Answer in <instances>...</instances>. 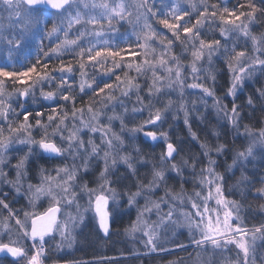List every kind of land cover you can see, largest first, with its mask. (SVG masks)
Masks as SVG:
<instances>
[{"label": "snow or ice", "instance_id": "snow-or-ice-1", "mask_svg": "<svg viewBox=\"0 0 264 264\" xmlns=\"http://www.w3.org/2000/svg\"><path fill=\"white\" fill-rule=\"evenodd\" d=\"M157 4L160 7H157ZM187 5L181 7L178 0H138L134 6L135 11H132L128 0H99V2L98 0L91 2L89 0H0V6L8 13L6 24L0 20V51H6L8 56L12 57L14 53H19L24 48L30 38L38 35L40 40L35 62H29L23 70L0 67V185H7L14 192L13 199H15L24 192L22 182L28 171L27 164L34 155L63 161L53 169H40V185L34 187L31 183L28 184L27 193L42 194L49 200L48 207L43 212L14 209L8 200L10 193L0 191V210L8 212V216L0 226L2 227L0 254H4L0 257V264H4V260H7L8 264H44L47 254L44 247L47 243L46 237L55 239L59 232L63 237V240L57 244L59 249L70 235L69 221L61 224L58 218L65 207L73 205L76 207V215L69 214L71 229H75L77 224L83 229L87 223V213L93 211V219L98 218L99 229L106 237L111 235L109 220L113 213L110 211L112 207L110 201H117L119 194L112 187V181L108 179L109 175L118 164H123L129 175L137 177L138 164L142 166L147 164L146 158L139 155L142 151L139 146L135 149L139 157L138 164L131 154H119L125 146L123 137L126 132L132 134L133 139L142 138L144 143L161 141L164 143V149L160 154L161 166L153 165L151 179L145 184L137 177L134 185L136 190L132 191V186L129 185L122 194L127 197L129 208L136 206L140 198L145 199L136 221L132 222L130 229H125L126 233L143 231L144 236L147 237L145 248L149 252L172 254L177 248L186 250L187 245L175 239L161 241L158 230L187 227L190 242L198 249L207 251L210 245L215 253L216 250L226 248L227 245H235L239 249L238 256L242 254L243 264H250V259L251 264H255V242L257 239L264 241V220L246 227L240 210L243 207V200L247 199L249 193L252 194L253 199H264V174L260 175V186L255 187V178L241 169L237 181L238 185H244L240 191L241 200L229 199L224 191L225 175L216 170V159L211 155L213 149L201 143L203 156L207 160L196 174L201 190L189 195L187 202L183 199V194L177 197L169 191H165V195L157 199L148 198L154 196L161 185L167 188V181L173 173L180 179L182 187L187 182L184 169L175 163L176 155L180 151L179 145L171 140L169 132L160 130L172 101L169 99L168 104L160 108L154 107L152 98L163 95L166 90L175 91L178 88L183 96L185 88L198 89L203 94L202 99L212 98L213 107L223 111L228 124L239 132L240 122L244 120L243 106L237 105L235 99L230 110L227 104H222V98L216 95L215 89L201 82L202 70L208 73L206 79L212 80L213 83L216 79L214 72L202 69L201 64L205 58L209 66L214 58L224 59L225 67L231 77L225 96L233 98L237 90L243 88L253 74L264 73V33L256 35L252 30L253 25L264 22V6H258L257 0H236L232 7H228L221 0L215 3L200 0L199 5L193 3V0H187ZM90 9H99V11H89ZM133 16L136 18L134 40L127 35L121 36L119 30L114 27V23L121 25L132 23ZM141 20H143L142 28L135 31ZM152 21H155L160 28H157ZM205 28L210 30L209 33L203 31ZM168 33L171 35L169 36ZM208 35L213 38L208 39ZM217 35L219 38H216ZM45 39L49 41L47 48L43 43ZM178 44L183 47L185 53L189 51L190 46L192 59L187 66L180 62L182 54H173ZM157 47L160 49L158 55ZM65 55L71 56L68 62H65ZM41 56L44 59H41ZM141 57L143 60L140 59ZM54 58L59 61L58 67H50L49 62ZM77 58L79 62L74 64L72 60ZM125 60L136 62L125 63ZM89 68L93 72H89ZM125 68H134L137 76L130 77L126 72L122 78L117 74ZM185 70H189L187 78L184 76ZM149 71L152 82L148 85L146 95L141 96L139 93L142 85L138 80ZM77 72H79L80 93L93 94L92 102L87 107V112L90 114L88 122L83 119L85 109L76 107L77 96L73 95ZM113 77L115 81L109 82ZM189 78L191 83H187ZM57 79L59 83L56 84L55 91L44 90L45 84L52 85ZM8 80L19 85L15 90L14 100L12 93L7 94V100L4 99V88ZM37 87L40 89L42 101L52 103H44L39 110H33L29 107V98L35 103ZM117 90L120 92L119 96L116 95ZM133 92L136 93L135 103L141 107L134 106L132 112L142 113L147 109L149 115L147 119L129 128L126 123L128 108L124 98L130 97ZM203 102L207 104L206 99ZM69 103L72 105L70 129L67 112ZM258 104L261 112L264 113V86L249 95L245 103L253 111ZM14 105L19 107V111ZM117 106L123 108L122 114L115 112ZM46 108L50 111L45 112ZM110 108L113 114L107 116L105 123L102 118ZM180 108L184 110L185 106L181 104ZM45 115H47V123L44 122ZM78 117L79 125L76 123ZM184 117V124L189 128L192 139L198 140L197 134L191 132L187 110H184ZM114 120L120 121L119 132L113 128ZM53 124L55 128L49 133L48 129L52 128ZM257 124H244L242 134L248 138L256 137L264 141V120L258 121ZM41 129L42 134L37 139L34 131ZM84 131L91 134L87 141L81 135ZM97 134L100 137L99 143L94 139ZM13 144L24 145L28 150L9 168L11 158L5 157ZM226 148L225 144H219L214 151L219 156ZM255 155V142L242 146L235 152L232 163L227 165V171H232L239 161L250 160ZM260 155L264 158V152ZM81 157V163L76 164V160ZM68 158L72 159L71 165L66 162ZM94 158L103 161V169L98 177L102 183L98 187H89L87 181H82V176L88 174ZM191 159V164L188 159H183V165L195 173L199 159L197 157ZM5 168H9V171L6 172ZM12 172H15V177L9 179ZM53 172L55 175L52 174ZM44 184L49 186L47 190L43 187ZM205 186L208 189L207 195L203 192ZM77 187L80 189L79 194L76 191ZM83 195L88 197V207L81 211L79 201ZM177 199L180 200L179 205L176 203ZM211 200H215L217 205L215 209L209 206ZM186 203H190L191 210L180 213L184 217V222L181 223L177 208ZM29 204L35 207L31 200ZM116 206L119 208V201ZM164 207L168 208L167 212H163ZM221 208L224 209L223 219L220 218ZM259 210L264 212V204L259 206ZM154 213L157 219L151 221ZM12 220H15V232L11 225ZM197 235L199 239L196 238ZM29 241H31L30 245ZM166 244L172 247H166ZM66 264H79V262L72 261ZM99 264H104V261L101 260ZM107 264H119V261L109 259ZM169 264H179V262L169 261Z\"/></svg>", "mask_w": 264, "mask_h": 264}, {"label": "rangeland", "instance_id": "rangeland-1", "mask_svg": "<svg viewBox=\"0 0 264 264\" xmlns=\"http://www.w3.org/2000/svg\"><path fill=\"white\" fill-rule=\"evenodd\" d=\"M89 2H91V0H89ZM98 2H99V0H98ZM137 2H138V0H128L129 5L132 6L130 10L135 11V7L134 6H135V4ZM178 2L180 3L181 7H187L188 6L187 5V0H178ZM208 2L212 3L213 1L212 0H208ZM221 2L224 3V4H227L228 7H232L236 3V0H234V1H232V0H221ZM193 3H195L196 5H199L200 4V0H193ZM157 7H160V5L157 4ZM89 11L98 12L99 9H97V10H91L90 9ZM7 15H8L7 11L4 10L2 6H0V20H3L5 24L7 23V20H6ZM104 23H105V27H107V22L105 21ZM152 23L155 24V21H152ZM134 25H136L135 16H133V18H132V23H123L122 25L120 23H114V27L119 30V34H121V36L131 35V36L134 37L133 40L135 39ZM142 26H143V20H141L139 22V25L135 28V31H139L140 28H142ZM155 26L157 28H160V26L158 24H155ZM255 26H256V24L253 25V29H252L253 33L256 34V35H259L258 34L259 31L255 30ZM203 31L207 34V33H209L210 30L208 28H205ZM169 34L170 33H168V35ZM207 37H212V36L208 35ZM216 37H218V35ZM28 42H31V44H30V47H26V49L28 51H30V52L32 50V52H33L34 49H32V48L34 46H36V45H39V43H40L39 36L37 35V36H35L33 38H30ZM26 43H27V41H26ZM26 43H25V46H26ZM43 43H44L45 47L47 48V46L49 44L48 39H45ZM85 46H87V45L85 44ZM249 47H250V42H249ZM179 48H181V49H179ZM190 51H191L190 46H189V51L187 53H185L184 50H183V47H179V45H177L176 48L174 49V53L173 54H175V55H181L182 54V59H181L180 62H181V64L187 66L188 64H190L191 59H192L191 55H190ZM159 52H160V49H159V47H157V55L159 54ZM2 54L5 55V54H7V52L6 51H0V59L1 58H5L6 56H8V55H5V56L1 57ZM9 58H11V57H9ZM9 58H7V59H9ZM41 59H44V58L42 57ZM64 59H65V62H68L69 59H71V57H70V55H65ZM140 59L143 60V57H141ZM73 61H75V60H73ZM128 61H129V63H135L136 62V61H131V60H128ZM215 62L218 63L219 68L216 69V70H213L212 67L214 66ZM1 63H2V61L0 62V67H5L4 66L5 62L2 63V64ZM10 63H12L11 60H9L8 64H10ZM49 63H50V67H58L59 66V61L56 60L55 58L52 61H50ZM73 63L76 64L75 62H73ZM220 65L221 66H225V64L223 62V58H221V57L220 58L219 57L218 58H214L211 66H209L208 61L205 58L204 61L201 64V68L202 69H208V70H211V71L213 70V72L215 74V77L218 79V81L215 79V82H217L216 88H215V93H216V95L218 97L222 98V104H227L228 109L230 110L233 99H235V103H236V97L233 98L231 96H225V93L227 92V88L229 86V81H230L231 77H230V74L227 71V68L226 67H221ZM7 67H9V66H7ZM126 70H127V73H128V75L130 77H133L134 75L137 76V73H136L134 68L133 69H127L126 68ZM149 72L147 73V75H145L143 77L142 76L139 77L138 82L142 85V89H144V86L148 87V85H147L148 78L150 79V82H152L151 72L150 73ZM119 73L120 72H118L117 74H119ZM207 74H208L207 71H203V70L201 71V73H200L201 82L206 83L210 87H213L215 82L213 83L212 80L206 79ZM58 75L59 74L57 73V76ZM120 76L122 78L124 77V75H120ZM184 76L186 78L189 77V70H185L184 71ZM76 77H77L76 82H75L76 87H75V91L73 92V95L77 96L76 107L77 108L83 107L85 109V114H84L83 119H84L85 122H88L89 119H90V114L87 112V107H88L89 103L92 102V95L93 94L91 92H89L87 95H82L80 93V90H79V72L76 73ZM250 79H252V77ZM250 79H248V80H250ZM112 80H113L112 82H114L115 81V77H113ZM191 82L192 81H191L190 78L187 79V83H191ZM58 83H59V80L57 79L56 83L52 84L51 86L56 90V84H58ZM15 90H16V88H10L8 90H6L4 88V93H5L4 99L7 100L8 99L7 94L8 93H12L13 94L12 99L14 100L15 99V96H14ZM37 90H38V87H37ZM49 91H51V90H49ZM184 93L191 94V95L195 96L196 102H198V101L201 102V100H204V99L207 100V104L204 105L202 110L205 112V115H206V110L205 109L206 108L210 109L209 115L211 117V120H208V125L210 123L214 122V123H218V124L224 123L228 127H231L228 124L227 120L225 119L224 112L223 111H218L217 109H215L213 107L212 98L204 97L202 99L203 94L198 89L185 88ZM141 94L142 93L140 92V95ZM116 95L117 96L120 95L119 90H117ZM145 95H141V96H145ZM161 98H162V95H157V96H154L152 98L154 107L164 108L165 105L168 104V102L166 103L165 100H163L164 103L162 105L159 104L160 102L157 103ZM192 99L194 100V97H192ZM41 100H42V98H41ZM135 101H136V93L135 92H133V94L130 97L124 98V103L127 105V108H128V113H127V116H126V123H127V126L129 128H131L135 124H139L143 120L147 119V117L149 115V112H148L147 109H145L142 113L141 112L133 113L132 112V108L134 106L137 107V108L141 107L140 105L136 104ZM29 102L32 103V98H29ZM35 102H36V98H35ZM43 102L46 103V104H51L52 103L51 101H43ZM61 103H63V102H61ZM68 105L71 106L70 112H68L69 113L68 126H69V129H70L72 127V121L70 119L71 112H72V105H71V103H69ZM14 107H16L17 111H19V107L17 105H14ZM97 107H103V106L102 105H97ZM200 107H202L201 104H200ZM179 109H181L180 105L178 107V110ZM123 111H124L123 108L119 107V106H117L116 109H115L116 113H121L122 114ZM112 114H113V110L111 108L108 109L106 114H105V116L102 118L103 121L105 123H107V116L108 115H112ZM202 114H203V112H200V111L196 112V120L194 119L192 124H191L194 128H198V126L201 125L199 123L200 122V118L199 117ZM172 115H175V113L173 112V108H171V106H170L168 108L167 112H166L165 122L163 123V125L161 126V129H160V130L169 132V136L171 134V131H173L172 128H171V124L174 121V119L172 118ZM184 119H185V117H184V114H183L182 121L180 122V126L184 130V134H185L184 138H185V140H182L181 142L185 143V141H186V142H188V144L192 145L193 143H195L196 140L192 139V137L190 135V132H189V128L184 124ZM189 120H190V117H189ZM45 123H47V119H46ZM57 123H59V121H57ZM76 123H77V125H79V117L77 118ZM112 125H113V128H114V130L116 132L120 131V121L119 120H114L112 122ZM52 128H55V124H53ZM52 128L48 129L49 133L52 132V130H53ZM50 129H52V130H50ZM185 129H188V130H185ZM193 130L194 129L191 127V132H194ZM175 133H177V134H175ZM34 135H37L35 137L39 138L41 134L38 133V131H34ZM65 135H67V132H65ZM81 135H82L83 139L85 141H87L91 134L88 133L87 131H84V132L81 133ZM173 135L175 137H178V139L180 137L179 136L180 134L178 133V131H175V130H174V134ZM123 138L125 140V146H124L123 150L120 151L119 154L120 155L131 154L134 158H136V161H137V164H138L139 157H138L137 153L135 152V149H136L137 146H140L141 144L143 145V143H144L143 139L142 138L133 139L132 134L127 133V132L124 133V137ZM94 139H95L96 143H99L100 137H99L98 134L95 135ZM57 141H59V137H57ZM253 142H255V148H256L257 151L264 150V141H260L256 137L247 138L245 140L244 146H246L248 143H253ZM153 143L154 142L144 143V144H145V146H147V145L150 146L151 145L150 148H153ZM158 144L159 145H157V147L160 146V148L162 147V149H164L163 141L159 142ZM13 147H15L14 144L12 145V148ZM17 147L19 149H24V150L27 149V147L24 146V145L17 144ZM258 148H260V149H258ZM179 154L180 153H178L176 155L175 163L180 165L187 172V173H185V178L186 177L188 179L190 178L189 180L192 183L191 185H193V186H191V189L193 188V192H190V190H187V189H184V188L181 187L182 191L179 190L178 192H173L172 195H176L177 197H180L181 194H183V199L187 202L189 195L194 194L195 191L201 190V186L199 184L198 185L195 184V188H194L195 180H194L193 176L198 178V176L196 174H198L200 172V169H201L200 165L201 164L205 165L207 163V160H202L201 159L202 161H200V165L195 168V173H193L192 171H190V168H187V167H185L182 164L183 160L179 161L180 158H181L179 156ZM82 155H86V154H82ZM139 155H141V153ZM201 156H202V154H201ZM5 158L6 159H8V158L12 159L13 158L12 156H10V151L7 153ZM43 159H44V161H46V164H47V168L46 169H53V168H55L57 166V164L63 163V161H60L58 159H50V158H43ZM81 159H82V157L80 159H77L76 160V164H80L81 163ZM19 160L20 159L17 158V160H14L13 162H11L10 165H9V168L11 167V165L16 164ZM149 160H151V159L147 160V164L146 165H148V162H149V163H151V167H153V165H155L156 167H160L161 166L160 155H157L156 161H153V160L149 161ZM66 162L69 165H71L72 164V159L68 158ZM139 167H142V165L138 164V173L140 172V170H139L140 168ZM164 167H167V165H164ZM9 168H5V171L6 172L9 171ZM40 169H42V168H40ZM40 169H39L37 174H36L35 171L29 172L28 175L26 174V178L22 182L24 192H22L21 197H16L15 199L9 200V202H11L12 208L17 209V210L23 208V209H25L27 211L43 212L48 207L49 200L46 199L44 197V195L38 194V193H35V192L27 193V188H28V184L29 183H31L34 187L40 185V179H41ZM102 169H103V161L94 158L92 160L91 167L89 169L88 174L82 176V181H87L88 184H89V187H98V185L100 183H102V181H100L98 179L99 172ZM151 171H152V169H151ZM146 172L147 171H143L140 174L142 176L141 181H143L145 184L150 180V179L147 178V173ZM52 174L55 175V172H53ZM29 175L31 177H29ZM172 175L175 176L174 173ZM14 177H15V172H12L10 177H9V179H12ZM191 177H192L194 182H192ZM108 179L110 181H112V187L114 189H116L117 193L119 194L117 196V201H119V205H120L119 208H117V206H116L117 205V201H110V204L112 206L110 211L113 213V215L110 216V220H109L110 231L112 229L113 216H115V215L118 216L120 214H124L128 210L129 211H133V213H134V217H132L133 219H131L129 221L130 223H127V228L126 229H130V226H131L132 222L136 221L139 211L144 206L145 199L144 198H140L139 201H138V204L136 206H133L131 208L128 207V205H127V197L123 196L122 194L126 192L127 186H129L130 181L134 180V177L127 173V169H126L125 165L118 164L117 168L112 170V173L109 175ZM136 182L137 181L134 180L132 185H131L132 186V188H131L132 191L136 190V188L134 186L136 184ZM119 184H120L121 187L119 186ZM6 187H8V186L7 185H0V190L5 189ZM43 187L47 190V188L49 186L47 184H44ZM52 187L54 188L55 186L53 185ZM76 191L79 194L80 189L77 187ZM203 192H204V195L208 194L207 186H205L203 188ZM155 194L158 196V198L165 195V193L162 192L160 189L158 191H156ZM12 195L14 197V192L12 193ZM213 195H215L214 190H213ZM148 198L151 199V197H148ZM20 199H22V200H20ZM153 199H157V198H153ZM30 200L35 205L34 208L32 206H30V204H29ZM79 203L81 205V211H83L84 208H87L88 207V197H87V195H83L82 198L80 199ZM176 203L179 205L180 204V200L177 199ZM209 206H210V208L215 209L217 207V205L215 204V200L209 201ZM253 207H256V206L253 204ZM257 208H259V206H257ZM190 210H191L190 203H186L185 205H182V206L177 208V215L179 216V219H180L181 223L184 222V217L182 215H180V213L181 212H188ZM167 211H168V208L164 207L163 208V212H167ZM223 211H224V209L221 208V210H220V218L221 219H223ZM255 213L258 214V213H261V212L256 210ZM262 213L264 214V212H262ZM69 214H71L72 216L76 215V207H75V205H73L71 207H65L63 209L62 214H60L59 217H58L61 224H63L65 221H69L70 235H69L68 239L64 240L63 245L58 249L57 248V244H59L63 240V237L59 234V232H57V234L55 236V239L46 237L47 243L44 245L45 249L47 250L46 256H49L50 254H53L54 256L60 255L61 258L62 257H66L64 252L68 251L72 247L73 244L74 245H78V244H81L84 241L85 236H83V237L78 236L79 233H81L83 231H86V234L89 235V230H92L93 227H96L99 230V232H101V235H102L103 238L106 237L104 232L99 229L97 218L93 219V216H94V212L93 211H90V212L87 213V223L83 227V229H81L79 224H77V227L75 229H71V221L69 219ZM254 214H251V216L248 217V216H246V215H248V213L246 214V212L240 210V215L244 219L246 227H251L254 223H256V221H253V220H254V218L258 219L256 216H259V214L256 215V216ZM7 216H8V212L6 210H4V212H0V226H2L4 220H5V218ZM21 216H23L22 212H21ZM262 216L263 215H261V218H262ZM156 219H157V216L154 213L151 216V221H155ZM213 219H215V214H213ZM28 223H29V229H30V221ZM11 225H12V228H13V232H15V220H12ZM0 231H2V227H0ZM124 235H125L126 238H128L127 240H129V241L126 240L128 242V244H129L128 249H131V248L132 249H134V248H136V249L145 248V241H146L147 237L144 236L143 231H135V232H127V233L125 231ZM158 235H159L161 241L172 240V239L180 241V239H183L181 241L186 242L185 244L187 245V248H189V247L192 248V247L196 246L195 244H192L190 242V234H189V230H188L187 227L170 228L167 231L158 230ZM196 238L199 239V235H197ZM237 238H239V237H237ZM5 239H7V236H5ZM28 243L30 245L31 241H29ZM133 244H136V245L139 244L140 247L134 246ZM69 245H71V246H69ZM255 246H256L255 257H256V254L259 255L260 257H264V254H263L264 253V241H261V240L257 239L256 242H255ZM166 247H171V245H167L166 244ZM178 250H179L178 248L174 249L173 252H177ZM55 252L56 253L58 252V254H56ZM238 252H239V249H237L235 247V245H227L226 248L218 249V250L215 251V253H213V250H212L211 246L209 245L207 251H205L203 249H199L197 253H200L199 255L201 257H209L210 254L211 255L214 254V256H217L216 260H217V262L219 264H243L242 254H240L238 256ZM159 254H164V253H161V252H149L148 249L145 248V251H140V252L127 254V255H120L118 257L116 255H113V256L107 257L105 260H109V259L116 260V259H119V258H123V259L124 258H140V262H141L143 260V258L146 259L147 257L153 256V255H159ZM0 257H2V255H0ZM179 259L182 260L183 258H179ZM97 261H98L97 259H92V260H89L88 262H97ZM169 261L177 262L178 259H175V260L174 259H172V260L169 259L168 261L165 262V264H169ZM85 262H87V261H85ZM207 262L209 263L208 259H207V261L206 260L199 261V258H197V259L194 258L193 260H191L190 264H206ZM80 263H83V262H79V264ZM255 263H256V261H255ZM44 264H46L45 260H44ZM50 264H52V263H50ZM57 264H59V263H57ZM60 264H66V262L60 263ZM179 264H187V263L179 262ZM250 264H251V259H250Z\"/></svg>", "mask_w": 264, "mask_h": 264}, {"label": "trees", "instance_id": "trees-1", "mask_svg": "<svg viewBox=\"0 0 264 264\" xmlns=\"http://www.w3.org/2000/svg\"><path fill=\"white\" fill-rule=\"evenodd\" d=\"M214 3L217 2V0H212ZM234 1V0H232ZM212 2V3H213ZM258 6H264V1L263 0H257ZM255 30L259 31L258 34L260 33H264V22H258L255 26ZM161 31H165L161 29ZM171 35V34H169ZM130 36L132 39L134 38L131 35H127ZM208 39H211L213 37H207ZM219 38V37H216ZM31 42L26 43V46L24 48H22L20 50L19 53H14L13 56L11 58H9L8 56H6L5 58H1L0 62L2 61V63L5 62L4 66L9 68L10 70L12 68H15L16 70H23L24 67H27L29 62H35L37 53H38V45L34 46L32 49H34V51L31 52L28 51L26 49V47H30ZM229 44H231V42H229ZM179 45V44H178ZM123 46V45H122ZM241 46H243V40H241ZM87 47V46H85ZM179 47H182L179 45ZM181 49V48H180ZM8 55V54H5ZM5 55H1L5 56ZM71 57V56H70ZM9 58V59H7ZM42 58V56H41ZM220 58V57H219ZM222 58V57H221ZM9 60L12 61V63L8 64ZM70 60V59H69ZM73 61V60H72ZM76 64L79 62V58L75 59ZM224 62V59H223ZM1 63V64H2ZM125 63H129L128 60H125ZM221 66V65H220ZM221 67H225V66H221ZM219 68V65L217 62L214 63V66L212 67L213 70H216ZM212 70V71H213ZM89 72H93V70L91 68L88 69ZM120 72L119 75H125V73L127 72L126 68L123 71H118ZM150 73V72H149ZM130 74V73H129ZM150 75V74H149ZM133 77H136L135 75ZM143 77V76H142ZM216 80L218 81V79L216 78ZM113 81V80H112ZM109 81V82H112ZM151 84L150 79L148 78V82L147 85ZM216 84L217 82H215V84L213 85L214 89L216 88ZM264 86V73H260L257 72L255 75L253 74L252 79L247 80L245 82V85L243 88L239 89V92L236 94V103L237 105H242L243 109H242V116L244 117V120H242L240 122V129L239 132H237L236 129L232 128V127H228L226 124L222 123V124H218V123H210L208 125V120H211V117L209 115V108H206V115L205 112L202 110L204 107V102H202L203 100H201V102H196L195 100V96L191 95V94H186L184 93L183 96H181L180 91L178 90V88L173 91V90H166L165 93L162 95V98L157 102L159 104H163L165 100V102L167 103L169 101V99H171L172 104H171V108H173V112L175 113V115H172V118L174 119V121L171 124V128L173 131H171L170 134V138L173 142L177 143L179 145L180 151H179V156L181 157L179 161L183 160V159H188L189 160V164L192 163V159L193 157H197L199 159V163L196 164V167L200 165V161L202 160H206V158L203 156V150L201 149V143H205L207 144L211 149H213V151L211 152V155L213 156V158L216 159V166H217V171L220 173H223L225 175V182H224V191L225 193L228 195L229 199H236V200H241V196H240V191L244 188V185H238L237 181L240 178L241 175V169H244V171L248 172L250 175H252L255 178V187H259V178L260 175L264 174V158H261V153L264 152V150L261 151H257L256 150V155L247 161H239L237 163V165L233 168L232 171H227V165L232 163V160L235 156V152L240 150V148L242 146H244L245 144V140L248 138L246 136H244L243 133V125L244 124H257L258 121L260 120H264V113L261 112V107L258 104L257 108L253 111L251 109H249L245 103H246V99L249 95L254 94L255 90L257 88H260ZM19 87V85L14 84L11 80H8L5 86V89L8 90L10 88H17ZM148 87L144 86V89H141V95H145L147 93V89ZM44 90L45 91H55V89L49 85V84H45L44 85ZM140 94V93H139ZM192 97H194V100L192 99ZM35 98H36V102L35 103H31L29 102V107L33 110H39L43 105L44 102L41 100V96H40V89L38 87V90H36L35 92ZM147 103V101H146ZM183 104L185 106L184 110H188L189 112V117H190V122L192 124L193 120H196V112L200 111L203 112V114L199 117L200 118V124L198 126V128H194L192 125L191 127L194 129L193 131L197 134L198 136V140L195 141V143L188 144V142L185 141V143L181 142L182 140H185L184 136V130L182 129V127L180 126V122L182 121V116L184 114V110L179 109L178 107L179 105ZM200 104L202 107H200ZM70 105H67V112H70ZM202 110V111H201ZM45 112L50 111V109H44ZM251 112V116H249V113ZM188 117V118H189ZM22 119V118H21ZM47 119V115H45L44 117V122H46ZM251 119V120H249ZM32 123L33 125L35 124V117L33 115V119H32ZM257 126H259L257 124ZM53 129V128H52ZM50 129V130H52ZM174 130L178 131V133L180 134L179 139L178 137H175L174 134ZM188 130V129H185ZM42 129L40 131H38V133L42 134ZM177 134V133H175ZM37 136V135H35ZM39 139V138H37ZM219 144H225L227 146V148L225 149L224 153L222 155L217 156V154L215 153L214 149L215 147H217ZM157 145H159L158 143L154 142L153 143V148H150V146H145V144L143 143V145L141 144L139 146V148L142 150L141 151V155H143L147 160L151 159L152 160V155L155 156V158L157 159V155H160V153L163 151L162 147L160 148V146L157 147ZM15 147H13L10 150V156H12L13 158L11 159V162H13L14 160L21 159L24 154L27 152V149H19L17 147V144H14ZM183 148V149H182ZM260 149V148H258ZM185 152H184V151ZM188 151V152H187ZM202 154V156H201ZM183 158V159H182ZM202 159V160H201ZM149 160V161H151ZM156 161V160H153ZM183 164V163H182ZM204 164H201L200 167H203ZM195 167V168H196ZM40 168H47V164L46 161H44L43 158H39L37 156H33L31 158V161L27 164V175L29 172H33L35 171L36 174L38 173ZM140 172L137 173V177L139 178V180L142 179V176L140 175L143 171H147V178L151 179V163L148 162V165L146 166H142L139 167ZM144 168V169H143ZM142 169V170H141ZM191 171V169H190ZM184 173H187L184 169ZM29 177H31L29 175ZM137 177H134V180L137 181ZM194 180L196 185L199 184V179L196 178L195 176ZM196 178V179H195ZM133 179V178H132ZM186 179V183L183 185V187L181 186L180 183V179L174 175H170L169 179L167 181V185L168 187L165 188V186L161 185L160 190L162 192L165 193V191H169L171 194H173V192H178L179 190H181V187L187 190H190V192H193V188L191 189V185L192 183L190 182V178L188 179L187 177ZM133 180V181H134ZM192 182L193 179L191 177ZM133 181H130L129 185H132ZM120 186V184H119ZM121 187V186H120ZM2 192H9L10 195L8 196V200L13 199V195H12V191L9 187H6L3 190H0ZM21 197V196H20ZM151 199L153 198H158V196L156 194H154V196H150ZM22 200V199H20ZM253 204L256 207H253ZM261 204H264V199H253L252 194L249 193L247 199L243 200V207L241 208L242 211L246 212V214L248 213V215L246 216H251V214H254L256 212V210H258L259 212H261L259 210V208H257V206H260ZM249 205H251V207H249ZM0 212H4V210H0ZM259 216H256L258 215ZM258 214H254L258 219L254 218L253 221L259 222L261 220H264V214L258 213ZM261 215L262 218H261ZM132 217H134V213L133 211H126V213L124 214H120L118 216H113L112 219V229L110 231L111 235L103 238L101 235V232H99V230L96 227H93L92 230H89V235L86 234V231H83L81 233H79L78 236H85L84 241L81 244L78 245H72V247L64 252L66 257H62L60 255L54 256L53 254H50L49 256L45 257V263L46 264H57V263H64V262H72V261H76V262H83L80 264H99V262L101 260L104 261V264H107L108 260H105L107 257L109 256H113L116 255L117 257L120 255H127V254H132V253H136V252H140V251H145V248H139V249H128V242L129 240H127L128 238L125 237V229L127 228V223H130L129 221L131 219H133ZM261 219V220H260ZM94 239V240H93ZM127 240V241H126ZM183 239H180L179 242L182 243H186L184 241H181ZM134 246L140 247L139 244H133ZM172 247V246H171ZM198 248L196 246L192 247V248H187L186 250H178L177 252H173L172 254H159V255H153L150 257H147L146 259L143 258V260L140 262V258H119L116 259L117 261H119V264H165L166 261H168L169 259H178L177 262H183V263H187L190 264L191 260H193L194 258L197 259L199 258V261L201 260H206L208 259L209 263L207 262L206 264H219L217 262V256H214V254H210L209 257H201L198 252ZM65 251V250H64ZM56 253V252H55ZM49 254V253H48ZM58 254V252L56 253ZM264 254V253H263ZM179 258H183L182 260ZM92 259H97V262H88L89 260ZM87 261V262H85ZM255 264H263L264 262V257H260L259 255L256 254L255 257ZM217 262V263H216ZM4 264H8L7 260H4Z\"/></svg>", "mask_w": 264, "mask_h": 264}, {"label": "bare ground", "instance_id": "bare-ground-1", "mask_svg": "<svg viewBox=\"0 0 264 264\" xmlns=\"http://www.w3.org/2000/svg\"><path fill=\"white\" fill-rule=\"evenodd\" d=\"M179 49H180V48H179ZM151 157H152V160H156V158H155V156H154V155H152Z\"/></svg>", "mask_w": 264, "mask_h": 264}, {"label": "water", "instance_id": "water-1", "mask_svg": "<svg viewBox=\"0 0 264 264\" xmlns=\"http://www.w3.org/2000/svg\"><path fill=\"white\" fill-rule=\"evenodd\" d=\"M97 221H98V218H97ZM98 225H99V222H98ZM109 227H110V225H109ZM0 255H4V254H0Z\"/></svg>", "mask_w": 264, "mask_h": 264}]
</instances>
